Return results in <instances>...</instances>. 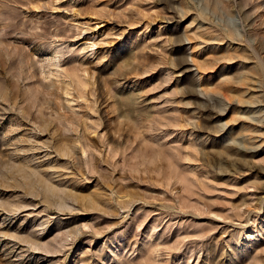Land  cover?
Listing matches in <instances>:
<instances>
[{
    "label": "rangeland",
    "instance_id": "obj_1",
    "mask_svg": "<svg viewBox=\"0 0 264 264\" xmlns=\"http://www.w3.org/2000/svg\"><path fill=\"white\" fill-rule=\"evenodd\" d=\"M0 264H264V0H0Z\"/></svg>",
    "mask_w": 264,
    "mask_h": 264
},
{
    "label": "bare ground",
    "instance_id": "obj_2",
    "mask_svg": "<svg viewBox=\"0 0 264 264\" xmlns=\"http://www.w3.org/2000/svg\"><path fill=\"white\" fill-rule=\"evenodd\" d=\"M230 56V55H229ZM259 74V73H258ZM261 81V80H260Z\"/></svg>",
    "mask_w": 264,
    "mask_h": 264
}]
</instances>
